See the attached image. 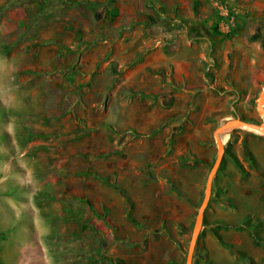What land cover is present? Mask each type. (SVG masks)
Segmentation results:
<instances>
[{"label": "rangeland", "instance_id": "obj_1", "mask_svg": "<svg viewBox=\"0 0 264 264\" xmlns=\"http://www.w3.org/2000/svg\"><path fill=\"white\" fill-rule=\"evenodd\" d=\"M262 93L264 0H0V262L186 264ZM261 131L227 135L193 264H264Z\"/></svg>", "mask_w": 264, "mask_h": 264}, {"label": "water", "instance_id": "obj_2", "mask_svg": "<svg viewBox=\"0 0 264 264\" xmlns=\"http://www.w3.org/2000/svg\"><path fill=\"white\" fill-rule=\"evenodd\" d=\"M263 103H264V93H262L260 96V107ZM261 113L264 114V108L262 107H261ZM246 125L255 126L257 128L262 127L264 129V124H262L261 126H258V125L248 124L244 120H234V121H228V122L222 123L214 132V137L216 139V144L218 147L217 159L213 167L211 168V171L207 178L204 198H203L201 207L198 211V214L196 216L194 228H193L192 235H191V242H190V246H189V250L187 254L186 264H193L195 250H196L197 243L199 241L201 231L203 228V224H204L205 213H206V210L208 209V206H209V203L212 197L213 183H214V180L223 162V158L225 155V146L222 144V139L224 138V136L229 135L241 129L242 127Z\"/></svg>", "mask_w": 264, "mask_h": 264}, {"label": "crops", "instance_id": "obj_3", "mask_svg": "<svg viewBox=\"0 0 264 264\" xmlns=\"http://www.w3.org/2000/svg\"><path fill=\"white\" fill-rule=\"evenodd\" d=\"M248 56H249V58L251 59V64H253V63H258L256 60H255V58L253 57V55L252 54H248ZM159 57H160V52H158V51H156V52H154V53H152L151 55H149L146 59H145V61H144V63H143V67L142 68H147V67H156V65L158 64V61H159ZM83 70V69H82ZM81 75H83L84 76V74H82L81 73ZM122 81H124V83H127V82H129V80L127 79H122ZM121 202V200L118 202V203H120ZM110 207H113V205H111ZM99 223L97 224V226H98V228L99 229H101V230H104V228H103V226H102V224L100 223V221H98ZM120 223H117L116 222V225H119ZM10 245V247H8L7 245L5 246L6 248H3L2 249V251L4 250L5 252L6 251H9L12 247H14V248H12L13 250H15V251H18V250H21V251H26L27 253H29V252H35V249H34V247H29L28 245L27 246H22V245H16V246H14V245H11V243L9 244ZM1 259L4 261V262H0V264H61V262H7L6 261V258H5V256H4V258L3 257H1ZM27 259V258H26ZM28 260V259H27ZM65 264L67 263V262H64ZM71 263H73V262H71ZM76 263V262H75ZM81 264V263H80ZM91 264H102V262H91Z\"/></svg>", "mask_w": 264, "mask_h": 264}, {"label": "bare ground", "instance_id": "obj_4", "mask_svg": "<svg viewBox=\"0 0 264 264\" xmlns=\"http://www.w3.org/2000/svg\"><path fill=\"white\" fill-rule=\"evenodd\" d=\"M260 110H261V108H260ZM244 127H245V128H249V129H251V130H253V131H256V132H260V133H262L261 130L264 131V129H262V128H259V127L256 128V127L251 126V125H246V126H244ZM226 137H227V135L224 136V138L222 139V144H223V145L226 143Z\"/></svg>", "mask_w": 264, "mask_h": 264}, {"label": "trees", "instance_id": "obj_5", "mask_svg": "<svg viewBox=\"0 0 264 264\" xmlns=\"http://www.w3.org/2000/svg\"><path fill=\"white\" fill-rule=\"evenodd\" d=\"M221 169V168H220ZM219 172H220V170H219ZM219 172H218V174H219ZM213 192H214V187H213Z\"/></svg>", "mask_w": 264, "mask_h": 264}]
</instances>
